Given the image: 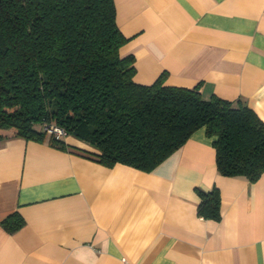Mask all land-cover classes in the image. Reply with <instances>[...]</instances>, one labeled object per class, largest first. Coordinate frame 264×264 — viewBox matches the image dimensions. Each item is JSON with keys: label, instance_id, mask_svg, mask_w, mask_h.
<instances>
[{"label": "crops", "instance_id": "crops-1", "mask_svg": "<svg viewBox=\"0 0 264 264\" xmlns=\"http://www.w3.org/2000/svg\"><path fill=\"white\" fill-rule=\"evenodd\" d=\"M135 81L198 86L264 120V0H113ZM67 146L94 149L71 136ZM214 136L195 130L151 171L69 148L0 139V264H264V172L221 174ZM217 187L219 220L197 214ZM17 212L23 225L1 220Z\"/></svg>", "mask_w": 264, "mask_h": 264}, {"label": "trees", "instance_id": "trees-1", "mask_svg": "<svg viewBox=\"0 0 264 264\" xmlns=\"http://www.w3.org/2000/svg\"><path fill=\"white\" fill-rule=\"evenodd\" d=\"M113 0H0V139L43 141L111 167L151 171L200 127L214 136L217 170L251 181L264 172V120L248 106L198 86L135 81L134 57ZM62 128L94 150L67 146L48 132ZM197 214L219 220L217 187L196 188ZM13 212L1 225H23Z\"/></svg>", "mask_w": 264, "mask_h": 264}, {"label": "built area", "instance_id": "built-area-1", "mask_svg": "<svg viewBox=\"0 0 264 264\" xmlns=\"http://www.w3.org/2000/svg\"><path fill=\"white\" fill-rule=\"evenodd\" d=\"M48 132L54 133L57 137H63L66 135L65 131L58 126H51Z\"/></svg>", "mask_w": 264, "mask_h": 264}]
</instances>
